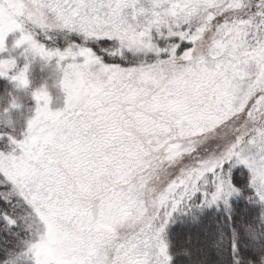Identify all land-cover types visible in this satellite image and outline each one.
I'll use <instances>...</instances> for the list:
<instances>
[{
  "label": "snow or ice",
  "instance_id": "1",
  "mask_svg": "<svg viewBox=\"0 0 264 264\" xmlns=\"http://www.w3.org/2000/svg\"><path fill=\"white\" fill-rule=\"evenodd\" d=\"M14 31L66 103L0 152V264H264V0H0Z\"/></svg>",
  "mask_w": 264,
  "mask_h": 264
},
{
  "label": "trees",
  "instance_id": "2",
  "mask_svg": "<svg viewBox=\"0 0 264 264\" xmlns=\"http://www.w3.org/2000/svg\"><path fill=\"white\" fill-rule=\"evenodd\" d=\"M72 38L75 39V36ZM54 40L63 47L64 37L62 33L54 34ZM36 74L30 75L31 84L29 83L27 88H18L15 83L0 76V152L5 155L17 151V143H13V140L24 139L28 121L35 115L36 104L32 92L40 86V78ZM46 84L48 86V83ZM13 97L19 100L20 107H10V101ZM220 217V213L213 214L210 211L202 218L199 225L192 224L187 217H184L182 221H177L172 230L177 239L182 241L189 232H195L197 228L205 224H212Z\"/></svg>",
  "mask_w": 264,
  "mask_h": 264
},
{
  "label": "rangeland",
  "instance_id": "3",
  "mask_svg": "<svg viewBox=\"0 0 264 264\" xmlns=\"http://www.w3.org/2000/svg\"><path fill=\"white\" fill-rule=\"evenodd\" d=\"M19 36V31L11 32L6 36L5 49L3 51H0V59H15L16 68L14 69V72L19 71L21 68L24 67L25 63H28L27 74L29 78V83L31 84L30 75L34 73H37V77L40 78V86L38 88H35L34 90L42 87L45 88L49 92V95L51 97V101L49 104L50 109L53 111L63 109L66 103V94L64 93L60 85V81L62 79V72L56 67L55 58H53V60L51 61H45L39 56L33 57L31 53L23 54L24 48L26 46H15V41L19 39ZM34 69L35 71H33ZM14 72L10 73L9 76L1 77L8 79L16 84L15 81L10 79V76L14 74ZM46 83H48V86H46ZM11 154L15 156H19L22 154V150L18 147V144L17 151L15 153L11 152Z\"/></svg>",
  "mask_w": 264,
  "mask_h": 264
},
{
  "label": "clouds",
  "instance_id": "4",
  "mask_svg": "<svg viewBox=\"0 0 264 264\" xmlns=\"http://www.w3.org/2000/svg\"><path fill=\"white\" fill-rule=\"evenodd\" d=\"M49 22L50 23L54 22L51 17H49Z\"/></svg>",
  "mask_w": 264,
  "mask_h": 264
}]
</instances>
